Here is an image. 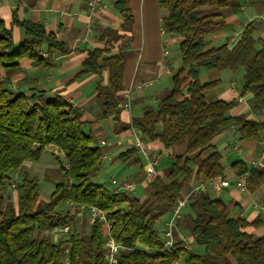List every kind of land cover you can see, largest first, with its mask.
Masks as SVG:
<instances>
[{
	"label": "trees",
	"instance_id": "1",
	"mask_svg": "<svg viewBox=\"0 0 264 264\" xmlns=\"http://www.w3.org/2000/svg\"><path fill=\"white\" fill-rule=\"evenodd\" d=\"M232 2L160 0L166 12L163 28L181 39L182 64L172 76L169 92L159 98L156 106L134 117L124 130L134 127L145 140H158L164 149L185 148L171 158L168 179L159 175L148 182L143 196L91 181L99 173L107 149L98 144L93 131L85 130L88 122L83 120L79 107L60 95L50 98L45 91L28 94L8 86L9 74L20 69L21 59L30 58L50 68L54 53L67 54L68 50L41 22L19 19L22 0H17L12 23L25 30L21 44L17 45L12 28L0 19V264H105L103 223L96 220L89 233L82 235L76 227V209L80 206L107 211L111 236L125 246L117 264H177L183 258L187 264H264V235L248 230L257 221L233 215L236 202L227 203L206 192L190 200L177 220L169 248L165 246V234L161 235L158 228L161 219L168 218L178 199L188 192L195 170L205 179L224 178L222 154L213 143L218 135L231 124L238 125L242 140H262L264 135V120L250 119L244 113L231 115L235 101L207 98L206 92L218 86L220 80L200 79L202 70H243L241 92H252L254 107L264 109V38L254 37L253 23L246 25L232 45L213 46L208 38L225 26L221 15L214 11ZM114 6L124 17V34H117L113 40L117 42L131 31L134 16L129 0H115ZM45 45L47 55L43 56ZM106 45L88 51L79 75L107 72V82L98 83L95 97L102 102V117H112L119 124V95L131 51L125 46L114 51L111 41ZM50 145L58 146L68 163L57 156L60 179L54 191L48 200L40 202L38 178L25 173L15 185V206L6 194L13 172L27 161H39ZM131 157L140 163L135 147L118 154L122 161ZM232 168L237 175L250 173V192L264 185V168H250L241 160L234 161ZM66 225L70 226L69 233L52 241L51 234ZM181 230L203 250H190L179 234Z\"/></svg>",
	"mask_w": 264,
	"mask_h": 264
},
{
	"label": "crops",
	"instance_id": "2",
	"mask_svg": "<svg viewBox=\"0 0 264 264\" xmlns=\"http://www.w3.org/2000/svg\"><path fill=\"white\" fill-rule=\"evenodd\" d=\"M114 1L103 0L101 7L95 10L93 20L90 21L87 0H35L33 3L30 0H22L17 12L19 19H29L44 24L47 30L56 33L68 53L55 52L54 64L50 68H44L30 58L21 59L20 69L9 74L8 86L14 91L28 94L45 91L50 98L60 95L73 106L80 108L83 120L88 122L86 126L89 127V131H103L108 126L98 120L102 117L103 106L95 95L98 83L107 82V72H103L102 75H79V73L88 51L103 48L107 46L108 41L114 44V51L125 46L131 54L126 60L123 89L119 96L121 103L130 98L131 108L120 107L119 124H116L114 118L109 119L112 121V129L118 136L111 142L112 145L117 141L125 142L128 144L124 149L126 150L134 147V139L132 134H128V131L131 132L130 129L126 132L124 127L128 126L134 117L142 116L147 107L156 106L159 98L172 88V76L182 64L179 52L181 39L163 28L162 18L166 12L160 7V0H129L134 16L132 29L126 37L118 39L117 42L113 41L118 33L124 34L121 27L124 17L115 8ZM16 7L17 0H0V19L12 28L14 39L19 45L24 40L25 30L23 27L12 24ZM214 12L221 15L225 26L209 35L211 45L220 46L225 43L232 45L236 38H240L250 22L254 26V37L264 38V0L254 3L233 0L229 6ZM42 52L43 56L47 55V45L43 47ZM3 75L7 76L5 70ZM200 79L202 82L220 80V84L207 91L206 96L211 101L217 99L235 101L231 115L244 113L250 119L264 120V109L255 108L253 105V93L241 92L243 70L233 72L224 67L210 71L202 70ZM146 141L148 146L162 158L164 153L162 144L158 140ZM213 143L222 154L225 167L224 179L232 182L235 180L237 174L232 168V163L237 160L245 162L250 168H264V158L260 157L264 151V135L262 140H242L238 133V125L231 124L213 140ZM170 153L172 151H169L167 155ZM137 155L140 163L134 162L135 157L122 161L117 156L114 163L117 171L123 174V177L118 180L139 182L144 178V158L138 152ZM43 157L44 154L37 162H25L19 170L13 172L12 177L20 180V174L23 173L37 177V172L44 171L48 160ZM108 160L111 163L113 159L110 156ZM158 171L161 175V170ZM205 180L198 176L195 170L189 187ZM43 184L39 185L40 196L48 200L51 193L44 191L46 187L49 190V183ZM206 193L212 197H220L227 203L236 202L238 206L233 215L245 218L249 222L257 221L256 224L249 226L248 230L257 236L264 235V185L255 192L241 191L234 186H229L220 189L211 188ZM6 194L9 201H13V204L17 206L16 189L8 186ZM81 210L85 212L84 209ZM103 231L106 234L109 231L108 227L103 225ZM55 234L57 237L54 236ZM55 234L52 235L57 241L64 236ZM179 234L181 236V231ZM189 249L197 252L203 250L201 246L193 242ZM177 264H187L186 258L181 259Z\"/></svg>",
	"mask_w": 264,
	"mask_h": 264
},
{
	"label": "built area",
	"instance_id": "3",
	"mask_svg": "<svg viewBox=\"0 0 264 264\" xmlns=\"http://www.w3.org/2000/svg\"><path fill=\"white\" fill-rule=\"evenodd\" d=\"M90 14H89V20H93V14L96 9L100 8L103 0H87ZM238 40V38L235 39V42ZM44 55V53H41ZM120 107L125 109L131 108V102L130 98H127L124 102L120 103ZM130 131L133 134L134 138V147L137 149V152L140 153L144 158V166H145V176L144 178L135 183L133 181H120L116 178L112 179L113 187L119 191L124 190L127 192H133L136 189L137 184L138 185H146L148 182H151L155 180L159 176V166L161 164V155L155 151H153L147 144V141L142 136L141 132L132 127L130 128ZM101 146H107L108 143L103 139L100 141ZM47 148L53 150L57 155L61 156L65 161V155L61 151V149L56 145H50ZM109 155L107 153H104L102 157V163L105 162V160L109 159ZM261 158H264V151L260 154ZM65 164L68 166V163L65 161ZM250 179V173L244 172L241 175H237L235 180L232 182L229 179H209L202 181L198 183L197 185L192 186L189 191L182 197L179 198L177 201V204L173 208L172 212L170 213L169 217L167 218L165 222V246L171 247L174 242V231L177 225V220L181 217V214L184 210V208L187 206L190 200L196 198L201 192H206L211 188L214 189H220L222 187H229L234 186L238 188L241 191L248 190V183ZM17 179L10 181V187L15 188ZM81 209H86L90 212L92 215L91 220L92 223H94L96 220H100L104 226H107L109 231L105 234V264H117L118 258L120 255L121 250L125 249V246L115 240L111 234V223L107 219V211L101 210L95 206H80ZM70 231V226L66 225L60 229L55 230L54 233H57L59 235H67Z\"/></svg>",
	"mask_w": 264,
	"mask_h": 264
},
{
	"label": "rangeland",
	"instance_id": "4",
	"mask_svg": "<svg viewBox=\"0 0 264 264\" xmlns=\"http://www.w3.org/2000/svg\"><path fill=\"white\" fill-rule=\"evenodd\" d=\"M224 68H226V67H224ZM228 70H230V69H228ZM216 75H217V73L214 74V77ZM98 120H101L102 122L107 124L108 128L104 129L103 131H99V132L93 131L95 133V135L97 136V138L100 140L104 139L107 143H111V142L115 141L118 138V136L115 133V131L112 129V125H111L112 121L109 118H103V117H99ZM85 130L86 131L89 130V127L85 126ZM122 130H120V131H122ZM126 132H127V130H126ZM128 134H132V132L128 131ZM132 136H133V134H132ZM100 140H98V144H100ZM126 146H128L127 143L117 141V142H115V144L112 145V143H111L110 145L108 144L105 147L107 149V151L105 153H108V155L112 157L113 160H111L112 161L111 163H113V164H111L108 159L105 160V162H103L100 166L99 173L91 179L92 182H94L98 185H103V186H106L108 188H111L113 186V183H112L113 178L120 179L121 177H123L122 176L123 174L117 171V168H116V165L114 162L116 161L118 154L120 152H122L126 148ZM184 148H185V146H176L173 149H164V153H163V156L161 159V164L159 167V169L161 170V176L164 179H168V172L170 169L171 158L174 157V155H176L178 153H182ZM169 151H172V153H170V155H167V153ZM57 156H59V155H57L53 150L50 151V149L47 148L44 152V157H43L44 159L48 158L47 163L45 165V169H44V171L40 170L39 172H37L38 173L37 178L39 180L40 186L44 182L49 183V190L46 187V191H44L45 193H47V192L52 193L55 189V182L60 179V173H59L60 161L57 158ZM194 167L196 168V166H194ZM23 174H20V175L23 176ZM12 179H14V178H12ZM206 180H209V179H206ZM135 183H137V182H135ZM9 185H10V183H9ZM145 186L146 185L143 186V185L137 184L135 191L130 192V194H133L136 196H143ZM112 188H114V187H112ZM43 201H46V200L43 198V196H40V202H43ZM11 202L13 203V201H11ZM81 211H82L81 208L76 209V227L82 235H86L87 233H89L90 228L93 224L92 220H91L92 215L86 209H84L85 212H81ZM166 220H167V218H163V219H161V221L158 224V228H159L161 235L164 234V224H165ZM54 236L57 237L56 234ZM181 236H182V239H184L186 241L187 245L190 248L192 242H191L190 237H188V233L181 230ZM51 239H52V241L57 242V240L53 237L52 234H51Z\"/></svg>",
	"mask_w": 264,
	"mask_h": 264
}]
</instances>
